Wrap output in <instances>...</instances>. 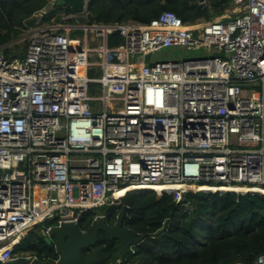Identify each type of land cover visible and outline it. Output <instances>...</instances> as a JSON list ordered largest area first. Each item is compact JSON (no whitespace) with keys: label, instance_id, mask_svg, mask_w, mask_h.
<instances>
[{"label":"built area","instance_id":"1","mask_svg":"<svg viewBox=\"0 0 264 264\" xmlns=\"http://www.w3.org/2000/svg\"><path fill=\"white\" fill-rule=\"evenodd\" d=\"M56 1L25 24L23 56L0 53V264L37 227L50 236L92 208L124 206L132 192L173 195L187 212L196 188L264 190V0H232L192 24L171 11L148 24L74 23L89 18L84 0L82 13L44 23ZM198 1L213 13L211 0ZM113 34L120 45L109 44ZM177 47L206 57L153 61Z\"/></svg>","mask_w":264,"mask_h":264},{"label":"trees","instance_id":"2","mask_svg":"<svg viewBox=\"0 0 264 264\" xmlns=\"http://www.w3.org/2000/svg\"><path fill=\"white\" fill-rule=\"evenodd\" d=\"M50 2L0 0V53L7 58L18 55L8 45L22 37L27 21L35 20V14ZM231 2L211 0V14L210 7L200 5L198 0H90L88 20L104 24L129 21L148 24L163 12L171 11L184 23L192 24L220 16ZM63 13L72 14V10L50 8L43 22L49 23L55 18L59 23ZM122 42L118 34L109 38L111 46ZM186 199L191 206L187 212L174 201L173 195L164 194L157 200L154 191L132 192L124 199V206L88 210L79 227L87 231L100 215L113 226L125 212L124 227L142 236L144 241L123 264H253L264 252V194L198 192L187 194ZM163 223L167 224L164 230ZM17 248L20 250L16 254H30L41 263L60 259L54 243L47 244L45 237L35 231ZM94 248L101 258L97 264H115L121 258L120 243L110 240L104 232L99 233ZM91 251L88 248L82 252L85 261L91 257Z\"/></svg>","mask_w":264,"mask_h":264},{"label":"water","instance_id":"3","mask_svg":"<svg viewBox=\"0 0 264 264\" xmlns=\"http://www.w3.org/2000/svg\"><path fill=\"white\" fill-rule=\"evenodd\" d=\"M56 7L70 8L74 13H82L84 11V0H57ZM151 55L140 57L138 64L149 63ZM157 200L162 199V196L156 195ZM125 212L122 213L118 222L115 225H109L104 217H100L95 221L87 231H82L78 224L69 222L65 223L61 228H53L50 231V236L45 237L47 244H55L60 259L57 262L30 263L26 259L19 257L16 260L7 262L6 264H96L99 262V254L90 261H85L81 255V251L91 248L97 244L98 235L100 232L107 234L110 240H117L121 246V258H125L132 245H139L144 241L142 236L128 230L124 227L123 221ZM55 238V242L53 240ZM139 264V262L135 263Z\"/></svg>","mask_w":264,"mask_h":264},{"label":"rangeland","instance_id":"4","mask_svg":"<svg viewBox=\"0 0 264 264\" xmlns=\"http://www.w3.org/2000/svg\"><path fill=\"white\" fill-rule=\"evenodd\" d=\"M242 5V4H241ZM241 9H239L238 6H236L235 11H240ZM234 11V12H235ZM72 13H74L72 11ZM62 15V14H61ZM37 23V20H32L29 22L30 26H34ZM74 23H79V24H89L90 21L88 19H79V20H75ZM85 36V33L83 32H79L78 33V37H80L82 39V37ZM28 43V36L27 34L24 32V34L22 35L21 38L17 39L16 41H14L13 43L8 45V48H10L11 50H13L14 53L21 55L25 52L26 46ZM98 44L95 42L91 43V47H97ZM206 57V53L202 52V51H190L187 50L186 48H169V49H163L160 52L156 53L153 56V61L157 62V61H172V60H184V59H193V58H204ZM92 61V60H91ZM89 76L90 78H98L101 76V72L97 71V70H91L89 72ZM91 95L94 96H100L101 95V90H99V86H92V93ZM124 201V200H123ZM100 210V209H99ZM42 228L39 226L37 227L34 231L36 232V234H40L43 235L42 233ZM45 237V235H43ZM53 240L55 242V238L53 237ZM55 245V244H54ZM20 250V248H16V253ZM91 254L89 256H92L95 253V248L94 246L91 247ZM84 250L81 251V254ZM15 253V254H16ZM17 256H24V259H26L27 261H29L30 263L36 262L37 259L34 256H31L30 254H16Z\"/></svg>","mask_w":264,"mask_h":264},{"label":"bare ground","instance_id":"5","mask_svg":"<svg viewBox=\"0 0 264 264\" xmlns=\"http://www.w3.org/2000/svg\"><path fill=\"white\" fill-rule=\"evenodd\" d=\"M239 9H241L240 11H235V13H240L241 11L244 10V6L243 8H241V6H239ZM75 45V44H73ZM81 73L83 74L84 71L83 69L81 70ZM140 190H148V189H151L152 187H149V186H143V187H139ZM179 188V186H174V185H158V186H155L153 187L152 189L153 190H157L158 192L159 191H163V190H167V191H173L175 189ZM194 189V188H193ZM197 190L199 191H202V192H239V193H244V192H250V191H253V192H258V193H261V194H264V190L261 191L259 189H250V188H247V187H217V188H214V187H201L200 189L196 188ZM128 192V190H125V191H121L120 192V196H125V194Z\"/></svg>","mask_w":264,"mask_h":264},{"label":"flooded vegetation","instance_id":"6","mask_svg":"<svg viewBox=\"0 0 264 264\" xmlns=\"http://www.w3.org/2000/svg\"><path fill=\"white\" fill-rule=\"evenodd\" d=\"M95 247V246H94ZM97 254H99L98 252H95L94 254H93V256H91L89 259H87L86 261H90V260H92V259H94L95 257H96V255ZM99 256H100V254H99ZM18 258H19V256H18ZM100 260H101V258L99 259V262H100ZM98 262V263H99ZM97 264V263H96Z\"/></svg>","mask_w":264,"mask_h":264},{"label":"crops","instance_id":"7","mask_svg":"<svg viewBox=\"0 0 264 264\" xmlns=\"http://www.w3.org/2000/svg\"><path fill=\"white\" fill-rule=\"evenodd\" d=\"M237 6H238V7L241 6V8H243V5H241V4H239V5H237ZM234 11H235V9H234ZM35 19H36V17H35ZM30 21H31V20H28L27 23H29Z\"/></svg>","mask_w":264,"mask_h":264}]
</instances>
